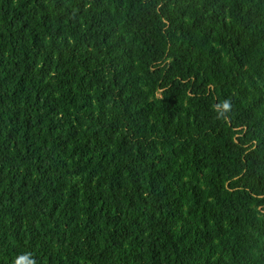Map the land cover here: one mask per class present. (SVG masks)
<instances>
[{
    "label": "trees",
    "instance_id": "trees-1",
    "mask_svg": "<svg viewBox=\"0 0 264 264\" xmlns=\"http://www.w3.org/2000/svg\"><path fill=\"white\" fill-rule=\"evenodd\" d=\"M0 264H264V0H0Z\"/></svg>",
    "mask_w": 264,
    "mask_h": 264
},
{
    "label": "clouds",
    "instance_id": "clouds-1",
    "mask_svg": "<svg viewBox=\"0 0 264 264\" xmlns=\"http://www.w3.org/2000/svg\"><path fill=\"white\" fill-rule=\"evenodd\" d=\"M225 107H226V108L228 107V104H227V102H225Z\"/></svg>",
    "mask_w": 264,
    "mask_h": 264
}]
</instances>
